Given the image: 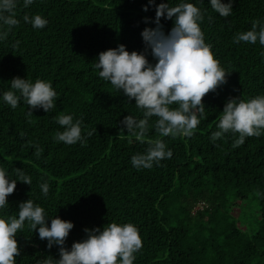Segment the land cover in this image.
Segmentation results:
<instances>
[{"label":"trees","instance_id":"16d2710c","mask_svg":"<svg viewBox=\"0 0 264 264\" xmlns=\"http://www.w3.org/2000/svg\"><path fill=\"white\" fill-rule=\"evenodd\" d=\"M161 2L168 0H155L156 5ZM179 2L169 0L172 6ZM148 4L35 0L27 9L18 6L20 24L0 41V96L10 90L13 78L21 77L51 81L58 99L53 110L36 109L31 117L23 100L12 109L0 99V166L13 175L21 169L33 181H17L4 214L18 215L20 203L32 199L47 211L49 225L55 215L74 223L64 245L68 249L86 238V229L135 223L143 247L134 264H264V136L248 137L238 148H233L238 134L228 133L215 143L210 139L230 98L264 95V46L234 43L254 21H264V0H234L227 18L209 0L198 3L204 12L205 41L231 73L226 84L203 98L208 118L195 135L159 137L153 127L142 144L122 124L128 115L143 118L142 111L134 99L103 81L94 65L102 51L120 44L130 52L145 51L142 31L156 27L155 7L144 11ZM36 14L48 19L45 28L23 21L24 15ZM161 24L168 33L174 20L162 18ZM146 55L156 62L150 49ZM61 114L83 121L86 144L54 140L63 131L57 123ZM157 138L166 141L173 157L137 170L131 157L146 151L147 140ZM37 149L42 150L39 157ZM44 181L50 185L47 196L40 188ZM253 201L258 207L250 209ZM17 240L16 264L60 258L59 246L49 249L27 222Z\"/></svg>","mask_w":264,"mask_h":264},{"label":"clouds","instance_id":"9594fccd","mask_svg":"<svg viewBox=\"0 0 264 264\" xmlns=\"http://www.w3.org/2000/svg\"><path fill=\"white\" fill-rule=\"evenodd\" d=\"M200 2L202 0L197 3L180 0L172 6L169 0L159 5L155 0H149L144 11L147 12L150 5L155 7L156 27H146L142 31L145 51L130 52L120 44L102 51L94 65L103 81L109 82L129 101L134 99L135 106L142 111L143 118L128 115L122 121L127 132L142 144L153 127L159 137L190 138L195 135L201 122L208 118L203 98L227 83L231 72L221 66L212 45L205 41L201 27L204 12L198 6ZM21 3L27 9L35 0H0V41H4L12 28L20 24L17 10ZM209 3L220 16L232 15L234 0H209ZM162 18L174 20L168 33L163 30ZM23 21L35 29H43L49 23L39 14L24 15ZM240 42H259L264 46V21H254L250 30L238 33L234 43ZM149 49L155 63L146 55ZM0 99L12 109L18 108L23 100L29 109L26 116L31 117L36 109L42 108L47 113L53 110L58 93L49 80L15 77L11 80L10 90ZM221 113L217 130L210 137L213 143L228 133L238 134L233 143V148H238L248 137L264 136V95L247 100L230 98ZM152 117H157L154 125L149 123ZM57 123L63 129L54 136L57 143L86 144L82 120L74 119L71 114H61ZM91 135L92 132L87 133V136ZM147 144L145 152L131 157L137 170L152 169L173 157V151L164 139H149ZM41 153L42 150L37 149L35 154L39 157ZM17 181L28 185L33 182L31 176L21 169H16L13 175L0 166V264H16V257L20 255L17 235L25 228L26 222L32 232L38 230L41 240H47L49 249L59 246L60 258L48 256L42 264H134L136 254L143 247L140 229L135 223L111 222L102 228L86 229V238L74 242L68 249L64 245L74 223L55 215L49 225L47 211L32 199L20 203L18 215L4 214ZM40 188L47 196L49 183L42 182Z\"/></svg>","mask_w":264,"mask_h":264},{"label":"rangeland","instance_id":"374dc122","mask_svg":"<svg viewBox=\"0 0 264 264\" xmlns=\"http://www.w3.org/2000/svg\"><path fill=\"white\" fill-rule=\"evenodd\" d=\"M253 203H254V204H252V205H251V208H250V209H255V208H257V207H258V205H257V202H256V201H253ZM250 204H251V203H250ZM231 213H232V214H234V215L236 216V213H237L236 209H235V208H233V210H231Z\"/></svg>","mask_w":264,"mask_h":264}]
</instances>
